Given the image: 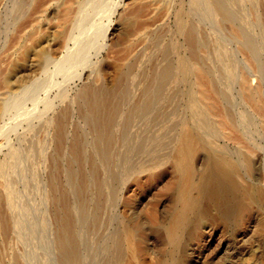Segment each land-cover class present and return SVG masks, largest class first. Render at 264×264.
<instances>
[{"label":"rangeland","instance_id":"rangeland-1","mask_svg":"<svg viewBox=\"0 0 264 264\" xmlns=\"http://www.w3.org/2000/svg\"><path fill=\"white\" fill-rule=\"evenodd\" d=\"M222 2L235 16L234 27L251 37L255 50H243L231 26L220 21L213 6H204L202 0H3L0 264H59L60 223L68 220L69 227L62 234L75 244L82 264H166L171 244L164 225L173 209L174 154L179 136L190 134L199 137L192 159L196 172L192 193L201 203L198 207L195 202L198 209L194 208H205L207 214L199 231L189 229L181 235L175 263L248 264L254 259L250 263L264 264V235L259 226L264 206L248 202L250 212L243 224L231 226L219 219L207 196L213 149L220 146L222 155L228 153L230 159L232 153L231 161H238L233 154L244 144L238 139L239 122L248 124L247 136L256 139L261 151L257 147L248 151L252 169L238 180L260 189L264 201V83L261 108L243 100L236 84L241 74L247 76L250 86L258 84L254 70L264 63V0ZM67 6L69 12L64 10ZM24 31L32 34L29 42H34V50L49 58L43 71L19 73L18 53L25 42L17 48L12 44ZM188 31L202 47L197 62L189 54ZM202 67L213 82L204 91V101L199 94L203 80L199 82L193 74V69ZM32 84L37 87L23 91ZM92 95L94 101H90ZM194 96L204 102L201 112ZM58 120L64 122L61 137L56 136ZM210 122L218 135L206 126ZM202 136L209 138L204 142ZM159 167L161 172L153 174ZM3 196L12 200V210H8L12 214L6 211ZM7 215L14 217L16 225L6 234L2 220ZM128 234L134 235L132 242H127Z\"/></svg>","mask_w":264,"mask_h":264},{"label":"bare ground","instance_id":"bare-ground-1","mask_svg":"<svg viewBox=\"0 0 264 264\" xmlns=\"http://www.w3.org/2000/svg\"><path fill=\"white\" fill-rule=\"evenodd\" d=\"M69 1V0H68ZM6 2V1H5ZM4 2V3H5ZM18 2V1H17ZM67 2V0H66ZM245 2H249V1H245ZM3 3V0H0V11H1V7L3 6L2 4ZM48 3V2H47ZM46 3V4H47ZM151 3V2H150ZM72 4V3H71ZM83 4V3H82ZM200 4V3H199ZM202 4L204 6H209L208 4H211V6H213L214 10L213 12L215 11L216 15H219V20L222 21V22H226L228 23L230 26H231V29H232V34L235 36V38L239 39V45L240 47L243 49V50H246V51H251V50H255V43L254 41L251 39V37H249L248 35L246 34H243L241 31H239L237 28L234 27V23L236 22V19H235V16L234 14H232L226 7L225 5L223 4L222 0H202ZM230 4V3H229ZM8 4H6L7 6ZM40 5V4H39ZM64 5V4H63ZM150 5V4H149ZM155 5V4H154ZM203 5H201L203 7ZM19 6V5H18ZM71 6V5H70ZM230 6V5H229ZM236 6V5H234ZM10 7H11V4H10ZM41 7V5H40ZM204 8V7H203ZM208 8H211L210 6ZM208 8H207V11H208ZM231 8V6H230ZM7 9V7H6ZM11 9V8H10ZM62 9V8H61ZM206 9V8H205ZM3 10V8H2ZM64 10L67 12L68 11V6L64 8ZM75 10V9H74ZM10 11V10H8ZM29 11V10H28ZM41 11V10H40ZM164 11V10H163ZM69 12V11H68ZM75 12V11H74ZM244 13V12H243ZM32 14V13H31ZM70 13H68L69 15ZM212 14V13H211ZM210 14V16H211ZM1 15V14H0ZM67 15V16H68ZM195 15V14H194ZM239 15V14H238ZM209 16V17H210ZM66 18V17H64ZM218 18V17H217ZM34 19V18H33ZM32 20V19H31ZM64 20V19H63ZM67 21H69V18L67 19ZM65 20V21H66ZM25 21V20H24ZM201 21V20H200ZM23 23V22H22ZM30 24L28 23V26ZM27 26V25H26ZM25 26V27H26ZM153 26V25H152ZM34 28V27H33ZM142 29V27H141ZM140 29V30H141ZM139 30V31H140ZM18 31V30H17ZM22 31V29L20 30V32ZM138 31V30H137ZM136 31V32H137ZM147 32H145V35H149V34H146ZM138 34V32H137ZM144 34V33H143ZM142 34V35H143ZM31 33L30 32H26L24 31L22 35L19 36V40L16 42L15 41V44H12L11 46L12 47H16L19 45L20 47V42H25L24 44V48H19V55L21 56L19 59V62L20 64L17 66V67H21V69H19V73H22L24 72L25 73V70L29 69H34V70H41L43 71L42 69L44 68L45 64L48 62V56L47 54H45L44 52H39L37 50H34L33 48V44L34 42H29L31 41ZM141 35V36H142ZM17 36V35H16ZM140 37V36H139ZM146 37V36H145ZM16 38V37H14ZM13 40V39H12ZM132 40V39H131ZM144 41V40H140V43ZM203 42V41H202ZM187 43H188V50H189V54H190V57L192 58V60H194V62H197L199 59H200V56H202V47L199 43H197L195 41V39L193 38V34L191 31H188L187 33ZM7 45V44H6ZM8 47V46H7ZM23 47V46H22ZM8 48H11V47H8ZM17 48V47H16ZM134 48V47H133ZM22 49V50H21ZM129 49V48H128ZM13 53V52H12ZM11 54V53H10ZM31 54V55H29ZM11 56V55H10ZM30 56H31V61L28 62L27 58L30 59ZM14 57H17V56H14ZM131 58V57H130ZM16 61V60H15ZM50 61V60H49ZM129 61V60H128ZM6 62V60H5ZM8 62V61H7ZM18 64V63H17ZM1 65V64H0ZM7 65V63H6ZM122 65H120L121 67ZM244 67V66H243ZM249 67V66H248ZM247 67V68H248ZM250 68V67H249ZM254 68V67H253ZM193 69V68H192ZM207 69V68H206ZM205 68L202 67V70H195L193 69V74L196 76V78L198 79V81L200 82L201 80H203V82L201 81V84L199 85L200 86V96H202L203 98V101L205 100V95H204V91H206V89L210 88V86L213 85V82H212V79H211V76H210V73L206 70ZM162 71V70H161ZM255 74L258 78V84L254 87L250 86L249 84V81H248V78L245 74H241L240 76H238L237 78V81H236V84H239V91H240V95H241V98L247 102H251L253 103L255 106H257L258 108L260 107L261 108V104L262 103V89L261 88V85L264 83V63H258L257 66H255ZM1 72V71H0ZM3 72V71H2ZM22 73V74H24ZM228 73V72H226ZM252 73V72H251ZM40 74V73H39ZM46 74V73H45ZM44 74V75H45ZM133 74V73H132ZM231 73H229L230 75ZM254 74V73H252ZM193 75V77H194ZM227 75V74H226ZM36 76V75H35ZM81 76V75H80ZM148 76V75H147ZM251 76V75H250ZM254 76V75H253ZM1 77V76H0ZM22 77V76H21ZM96 77V75H95ZM123 77V76H122ZM255 77V76H254ZM229 78V77H228ZM232 78V77H231ZM99 79V78H98ZM97 79V81H98ZM235 79V78H234ZM4 80V79H3ZM195 80V79H194ZM252 80V79H251ZM4 82V81H3ZM13 82V81H12ZM230 82V81H229ZM228 82V84H230ZM196 83V82H195ZM194 83V84H195ZM31 85V84H30ZM6 86V84H5ZM37 87V85H33L32 84V87H27L25 86L23 88V91L24 92H29V90L31 91V88L33 89L34 87ZM194 86V85H193ZM196 86V85H195ZM231 86V84H230ZM264 86V84H263ZM216 87V86H215ZM198 90V89H197ZM264 90V89H263ZM208 91V90H207ZM229 91V90H228ZM142 92V91H141ZM199 92V91H198ZM219 92V91H218ZM89 93V92H88ZM211 93V92H210ZM90 94V93H89ZM88 94V95H89ZM94 94V93H93ZM212 94V93H211ZM210 94V96H211ZM104 95V94H103ZM192 95V94H191ZM197 95V94H196ZM210 96L209 99H210ZM264 96V95H263ZM89 97V96H87ZM99 97V96H98ZM110 98V97H109ZM107 98V99H109ZM194 100L196 102V104H198V106H200V112H201V106L203 105V101L200 99V97H196L194 96ZM207 98V97H206ZM216 98V97H215ZM214 96H213V99H215ZM95 99V98H94ZM222 99V98H221ZM220 99V100H221ZM232 99V98H231ZM94 101L93 100V95L92 97H90V101ZM112 100V99H111ZM218 99L216 98V101ZM224 100L226 102H228V99L226 96H224ZM82 101V100H81ZM110 101V100H109ZM220 103V102H219ZM106 103H103V105L105 106ZM108 104V103H107ZM106 104V105H107ZM213 104V103H212ZM260 104V105H259ZM91 105V103H90ZM109 105V104H108ZM107 105V106H108ZM220 105V104H218ZM246 105V104H245ZM211 106V105H210ZM214 108L216 107L215 105H213ZM92 107V106H91ZM90 107V108H91ZM197 107V106H196ZM212 107V106H211ZM254 107V106H253ZM112 108V107H110ZM198 108V107H197ZM218 108V107H217ZM235 108V107H234ZM102 109V108H101ZM205 109V108H204ZM256 109V108H255ZM1 110V109H0ZM254 110V109H253ZM210 111V110H208ZM107 112V111H106ZM105 112V114H106ZM109 112V111H108ZM111 112V111H110ZM204 112V111H203ZM95 113V112H94ZM211 113V111H210ZM113 114V113H112ZM201 114V113H200ZM206 114V113H205ZM212 114V113H211ZM219 114V113H218ZM221 114V113H220ZM234 114V113H233ZM264 114V113H263ZM95 115V114H94ZM101 113H100V117H101ZM105 116V115H104ZM202 116L204 117V114L202 113ZM261 116V115H260ZM210 117V116H208ZM221 117V116H220ZM211 118V117H210ZM223 118H226L223 116ZM239 121H240V117L238 118ZM63 120V119H61ZM61 120H58V124L56 125V136L58 135L59 137H61L62 135V122ZM99 120V119H98ZM101 121V120H100ZM237 121V120H236ZM213 122V121H212ZM209 125L206 124V126H209V130L212 132V133H218L216 132V129L213 125H211V123ZM241 122V121H240ZM244 122V121H242ZM64 123V122H63ZM215 123V122H213ZM218 123V122H217ZM228 124V123H226ZM235 124V123H234ZM193 125V124H192ZM221 125V124H220ZM231 125V124H230ZM236 125V124H235ZM246 125H248L247 123H237L236 125V129H238L239 131V137L238 139L240 140V142L244 143L243 144V147H237V146H234V147H237L238 151L235 153L234 152V158H235V155H237V159L238 161H235L236 162H232V153H231V158L229 159L230 156H226L225 155H222V152L219 150L220 149V146L216 143L213 142V144L215 145H218L219 147H217L218 149H216L215 147V150L213 149L214 153L211 154V162H212V169L210 170L209 174L207 175L206 177V182L208 184V199H210L214 206V209L216 210V212L219 214V219L222 217L226 223H228L229 225L231 226H237V224L239 225V223H242L243 224V220H245V216L249 214L250 210H249V205H248V202L250 205H252V203H257L258 205H260V207H263L264 205V201H263V194L261 195V190L258 189V188H254L252 186H249L248 185H242L240 183V181L242 179H239L238 180V177L242 174L244 176V173L248 172L249 170L252 169V161H251V155H249L248 151L251 153L254 151V149L257 147L258 150L261 151V149H259V146L258 144L256 143V141L254 142L253 139L255 138H249V135L248 132H247V128H246ZM194 126V125H193ZM223 126V125H222ZM229 127V125H228ZM193 128V127H192ZM205 128V127H204ZM221 128H224V127H221ZM231 128V127H230ZM183 129V128H182ZM181 129V130H182ZM208 128L206 127V130ZM260 129V128H259ZM188 130V129H186ZM185 130V131H186ZM232 130V128H231ZM256 130V128H255ZM261 130V129H260ZM195 131V130H194ZM257 131V130H256ZM193 132V130L191 131V133ZM204 132V131H203ZM250 132V131H249ZM64 133V132H63ZM180 133V131H179ZM185 133V132H184ZM196 133V132H195ZM220 133V132H219ZM252 133V132H251ZM257 133V132H255ZM211 134V133H210ZM253 134V133H252ZM179 135V134H178ZM195 135V134H194ZM218 135V134H217ZM234 135V134H233ZM256 135V134H255ZM235 136V135H234ZM204 137V139L202 138V140H204V142L206 141V138H209V137H206L205 136H202ZM214 137V135H213ZM221 137V136H220ZM231 137V136H229ZM77 138V137H76ZM169 138V137H168ZM199 138V137H197ZM196 136H193V135H187V136H184V135H180L179 136V140H178V146L176 147V151H175V154H174V168L175 170L173 172H175L176 174V180H174V183L172 184L171 186V190H172V194H173V209H172V212H171V215H170V218L167 222H165V225H164V229H165V234H166V237H167V241L171 244V248L168 249V259H167V262L166 264H176L175 263V257H174V253L176 252L175 251V248L177 247L178 245V242H179V239L180 237L182 238V234L187 232L189 229H193V230H198V228L201 227V221L205 218V215L207 214V210H202V211H196L195 210V202H197V206H198V202L200 201H197L199 198L198 197H195L194 198V193H195V185H194V180H193V172L195 171H192V159L195 155V143H196ZM212 137H210L211 139ZM259 138V135L258 137ZM213 139H216V138H213ZM223 139V138H222ZM229 139V138H228ZM264 139V138H263ZM262 139V142H264ZM166 140V139H165ZM171 140V139H170ZM225 140V139H224ZM234 138H233V142H234ZM256 140V139H255ZM62 141V140H61ZM76 141V140H75ZM149 141V140H148ZM152 141V140H151ZM164 141V140H163ZM58 142V141H57ZM160 142V141H159ZM201 141H198V143H200ZM209 142V140L207 141V143ZM212 142V141H211ZM227 142V141H226ZM225 142V143H226ZM232 142V143H233ZM239 142V141H238ZM260 143V141H258ZM150 143V142H149ZM165 143V142H164ZM168 143V142H166ZM171 143V142H170ZM169 143V144H170ZM203 143V142H202ZM228 143V142H227ZM77 144V143H76ZM152 144V143H151ZM158 144V143H157ZM234 144V143H233ZM240 144V143H239ZM174 145V144H173ZM197 145V144H196ZM200 145V144H198ZM204 146V144H201V146ZM230 145V144H229ZM261 145V144H260ZM165 146V145H163ZM175 146V145H174ZM173 146V147H174ZM203 146L201 148H203ZM226 146V144H225ZM242 146V145H241ZM207 147H209V145H207ZM228 147V145L226 146ZM225 147V148H226ZM72 148V147H71ZM151 148V147H150ZM211 148V147H210ZM209 148V149H210ZM222 148V147H221ZM224 148V147H223ZM205 149V147H204ZM229 149V148H227ZM231 149V148H230ZM203 150V149H202ZM219 150V151H218ZM232 150V149H231ZM234 150V149H233ZM206 151V150H204ZM210 150H208L209 152ZM211 150V152H213ZM228 151V150H227ZM210 152V153H211ZM221 152V153H220ZM256 152V151H255ZM254 152V153H255ZM60 153V152H59ZM174 153V152H172ZM200 153V152H199ZM207 153V152H205ZM224 153V152H223ZM258 153V152H257ZM256 153V155H257ZM198 154V153H197ZM201 154V153H200ZM208 155V153H207ZM261 155V154H260ZM173 156V154H172ZM259 156V154H258ZM173 158V157H172ZM198 158V157H196ZM204 158V157H203ZM205 159V158H204ZM210 159L208 158L207 161H210ZM263 160V159H262ZM206 163L208 162H205V166H206ZM210 163V162H209ZM151 164V163H150ZM158 164L160 165V163L158 162ZM264 164V163H263ZM59 166V165H58ZM154 165H151L150 167H153ZM158 166V165H157ZM204 166V167H205ZM256 166V165H255ZM264 166V165H263ZM60 167V166H59ZM203 167V166H202ZM154 168V167H153ZM196 168V166H195ZM211 168V167H209ZM59 169V168H58ZM150 169V168H149ZM148 169V170H149ZM197 169V168H196ZM208 169V167H207ZM129 170V169H128ZM160 170V171H159ZM163 170V168H162ZM60 171V169H59ZM161 172V167H159V169L155 172H152L153 174H156L157 172ZM204 171V170H202ZM131 172H133V168L131 170ZM198 173H200L198 170H197ZM206 172V170L204 171ZM151 174V176H153V174ZM164 173V171H163ZM171 173V171H170ZM196 173V172H195ZM194 173V175H195ZM197 173V174H198ZM158 174V173H157ZM248 173H246L247 175ZM199 175V174H198ZM205 175V174H204ZM249 176V175H248ZM158 177V176H157ZM156 177V178H157ZM160 177V175H159ZM196 177V176H195ZM202 177V176H200ZM244 178V177H242ZM249 178V177H248ZM174 179V178H173ZM197 179V178H196ZM252 179V178H251ZM205 180V178H204ZM202 181V180H201ZM250 181V180H249ZM243 182V181H242ZM251 184H252V181H250ZM101 184L104 183L103 179L102 181H100ZM203 183V182H201ZM249 183V182H248ZM142 184V183H141ZM198 184V183H197ZM206 184V185H207ZM166 185V184H165ZM164 185V186H165ZM256 185V184H255ZM142 186V185H141ZM170 186V185H169ZM198 186V185H197ZM260 186V185H259ZM167 187V186H166ZM200 186H198L199 188ZM252 187V188H251ZM257 187V186H256ZM197 188V187H196ZM202 188V187H201ZM262 189V187H260ZM264 188V187H263ZM55 189V188H54ZM69 189V188H68ZM67 189V190H68ZM206 189V188H205ZM61 190V189H60ZM167 190V189H166ZM200 190V188H199ZM207 190V189H206ZM264 191V189H263ZM194 192V193H192ZM206 193V192H205ZM63 194V193H62ZM200 194V192L198 193V195ZM194 195V196H193ZM197 195V194H196ZM53 197V196H52ZM56 197V196H55ZM169 197V196H168ZM201 197V196H200ZM203 197H205L203 195ZM1 198V197H0ZM62 198V197H61ZM196 198H198L196 200ZM202 198V197H201ZM200 198V199H201ZM66 199V198H65ZM204 199V198H202ZM201 199V200H202ZM209 201V200H208ZM4 202V205L6 206L7 210H12V200L8 197H4L3 196V201ZM201 203V202H200ZM203 203V201H202ZM200 205V204H199ZM205 205V204H203ZM196 206V207H197ZM202 206V204H201ZM200 206V208H201ZM207 206V204H206ZM199 207V206H198ZM197 207V209H198ZM211 207V206H210ZM252 207V206H251ZM258 207V206H257ZM3 208V207H2ZM253 208V207H252ZM259 208V207H258ZM214 209H212L214 211ZM255 209V208H254ZM262 209V208H261ZM252 210V209H251ZM260 211V210H259ZM262 211H264V209H262ZM10 212V211H8ZM60 212V211H59ZM12 214V212H10ZM154 213V212H153ZM259 213V212H258ZM170 214V213H169ZM214 214V213H213ZM217 214V215H218ZM262 214V213H261ZM2 215V214H1ZM59 215V214H58ZM168 215V214H167ZM253 215V214H252ZM251 215V216H252ZM255 215V214H254ZM263 215V214H262ZM150 216V215H149ZM154 216V214H153ZM212 216V215H211ZM261 216V215H260ZM254 217V216H253ZM259 217V216H258ZM264 216H262L263 218ZM213 218V217H211ZM255 218V217H254ZM131 219V218H130ZM155 219V218H153ZM248 219V218H247ZM218 220V219H217ZM69 221V220H68ZM68 221H64L62 223H60V232L58 233V243H59V264H82L81 263V257L76 253L75 251V244L73 242H67L65 240V236L66 235H63L62 232H63V229L67 230V228L69 227V222ZM130 221V220H129ZM222 221V219H221ZM224 221V222H225ZM247 221V220H246ZM246 221H245V224H246ZM261 221V220H260ZM259 221V222H260ZM77 222V221H76ZM249 222V221H248ZM257 222V221H256ZM57 223V222H56ZM72 223V222H71ZM225 224V223H224ZM258 224V223H257ZM15 220H14V217L12 215H7V218L6 219H3L2 220V230L4 233L7 234V230L9 228H12V230L14 231V227H15ZM153 225V224H152ZM227 225V224H226ZM225 225V226H226ZM228 225V226H229ZM62 226V227H61ZM76 226V225H75ZM141 226V225H140ZM245 226V225H244ZM258 226V225H257ZM261 226V232L262 234L264 235V219L260 222V225ZM258 226V227H259ZM17 227V226H16ZM77 227V226H76ZM151 227V226H150ZM243 227V226H242ZM256 227V228H258ZM131 228V227H130ZM228 229V227H226ZM237 228V227H236ZM260 228V227H259ZM258 228V229H259ZM122 229V228H121ZM127 229V228H126ZM233 229V227H232ZM17 230V229H16ZM148 230V229H147ZM152 230V229H151ZM257 229H255L256 231ZM12 231V232H13ZM132 231V230H131ZM199 231V230H198ZM201 231V230H200ZM236 231V230H235ZM239 231V230H238ZM254 231V232H255ZM259 231V230H257ZM11 232V230H10ZM11 232V233H12ZM122 232V231H121ZM133 232V231H132ZM153 232V230H152ZM156 232V231H155ZM197 232V231H196ZM195 232V233H196ZM260 232V231H259ZM14 233V232H13ZM134 233V232H133ZM70 234V233H69ZM258 234V232H257ZM256 234V235H257ZM126 235V234H125ZM137 235V234H136ZM185 234H183L184 236ZM197 235V234H195ZM194 235V236H195ZM75 236V235H74ZM158 236V235H157ZM188 236V235H187ZM193 236V237H194ZM199 236V235H198ZM138 237V236H137ZM164 237V236H163ZM253 237V235L251 236ZM71 238V237H70ZM114 238V237H113ZM187 238V237H186ZM258 239L259 236L257 237ZM125 239V238H124ZM127 242L130 241L132 242V240H134V235L133 234H128L127 235ZM124 240V241H126ZM141 240V239H140ZM182 240V239H180ZM184 240V238H183ZM186 240V239H185ZM250 240V238H249ZM264 240V239H263ZM145 241V240H143ZM255 241V239H254ZM257 241V240H256ZM260 241V240H259ZM146 242V241H145ZM165 243V242H164ZM259 243V242H258ZM112 244V243H111ZM122 244V243H120ZM126 245V244H125ZM133 245V244H132ZM110 246V245H109ZM115 246V244H114ZM184 246V245H182ZM117 247V246H116ZM131 247V246H130ZM133 247V246H132ZM168 247V246H167ZM166 247V248H167ZM181 247V246H180ZM190 247V246H189ZM128 248V247H127ZM126 248V249H127ZM135 248V247H134ZM106 249V248H105ZM109 249V248H107ZM131 249V248H130ZM190 249V248H189ZM121 250V249H120ZM185 250V248H184ZM134 251V250H133ZM141 251V249H140ZM181 251V249H180ZM55 252V251H54ZM127 252H129V249L127 250ZM132 252V251H131ZM112 253V251H111ZM110 253V254H111ZM133 253V252H132ZM140 253V252H139ZM124 254V253H123ZM122 254V255H123ZM131 254V253H130ZM135 254V252L133 253ZM176 254V253H175ZM117 255V254H116ZM166 255V254H165ZM166 255V256H167ZM178 255V254H176ZM182 255V254H181ZM103 256V255H102ZM111 256V255H110ZM109 256V257H110ZM128 256V255H127ZM136 256V254H135ZM164 256V255H163ZM264 256V255H263ZM132 257V256H131ZM129 256V258H131ZM180 257V256H178ZM244 257V256H243ZM253 256H251L252 258ZM165 258V257H164ZM229 258V257H228ZM250 258V259H251ZM19 259V258H18ZM52 259V258H51ZM108 259V257H107ZM115 259V258H114ZM133 259V258H132ZM135 259H137L135 257ZM163 259V258H162ZM182 259V256L181 258ZM236 259V258H235ZM239 259V258H238ZM262 259V258H261ZM237 260V259H236ZM254 260V259H252ZM250 260V261H252ZM110 261H111V257H110ZM132 261V260H131ZM138 261V260H136ZM182 261V260H181ZM249 263L248 264H253V263ZM114 262V261H113ZM178 262V261H177ZM1 263V262H0ZM112 263V262H111ZM115 263V262H114ZM181 263V262H180ZM234 263V262H233ZM255 263V262H254ZM106 264V263H105ZM113 264V263H112ZM132 264V263H131ZM240 264V263H239Z\"/></svg>","mask_w":264,"mask_h":264}]
</instances>
